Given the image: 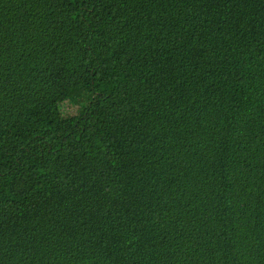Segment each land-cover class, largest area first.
I'll return each mask as SVG.
<instances>
[{
  "label": "trees",
  "instance_id": "trees-1",
  "mask_svg": "<svg viewBox=\"0 0 264 264\" xmlns=\"http://www.w3.org/2000/svg\"><path fill=\"white\" fill-rule=\"evenodd\" d=\"M0 264H264V0H0Z\"/></svg>",
  "mask_w": 264,
  "mask_h": 264
}]
</instances>
